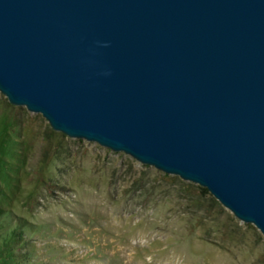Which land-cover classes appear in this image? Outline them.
Returning <instances> with one entry per match:
<instances>
[{"label": "water", "instance_id": "obj_1", "mask_svg": "<svg viewBox=\"0 0 264 264\" xmlns=\"http://www.w3.org/2000/svg\"><path fill=\"white\" fill-rule=\"evenodd\" d=\"M0 92L264 236V0H0Z\"/></svg>", "mask_w": 264, "mask_h": 264}, {"label": "rangeland", "instance_id": "obj_2", "mask_svg": "<svg viewBox=\"0 0 264 264\" xmlns=\"http://www.w3.org/2000/svg\"><path fill=\"white\" fill-rule=\"evenodd\" d=\"M61 134L0 92V264H264L206 188Z\"/></svg>", "mask_w": 264, "mask_h": 264}, {"label": "trees", "instance_id": "obj_3", "mask_svg": "<svg viewBox=\"0 0 264 264\" xmlns=\"http://www.w3.org/2000/svg\"><path fill=\"white\" fill-rule=\"evenodd\" d=\"M51 133H52V131H51ZM61 135H63V134H61Z\"/></svg>", "mask_w": 264, "mask_h": 264}]
</instances>
